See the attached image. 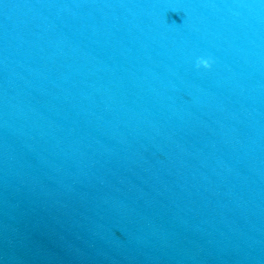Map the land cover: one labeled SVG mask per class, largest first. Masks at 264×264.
Listing matches in <instances>:
<instances>
[{"label": "water", "instance_id": "obj_1", "mask_svg": "<svg viewBox=\"0 0 264 264\" xmlns=\"http://www.w3.org/2000/svg\"><path fill=\"white\" fill-rule=\"evenodd\" d=\"M0 264H264V0H0Z\"/></svg>", "mask_w": 264, "mask_h": 264}, {"label": "snow or ice", "instance_id": "obj_2", "mask_svg": "<svg viewBox=\"0 0 264 264\" xmlns=\"http://www.w3.org/2000/svg\"><path fill=\"white\" fill-rule=\"evenodd\" d=\"M205 66H207L206 63H205Z\"/></svg>", "mask_w": 264, "mask_h": 264}]
</instances>
